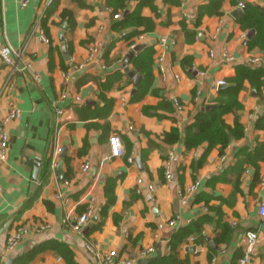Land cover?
Segmentation results:
<instances>
[{
	"label": "crops",
	"instance_id": "1",
	"mask_svg": "<svg viewBox=\"0 0 264 264\" xmlns=\"http://www.w3.org/2000/svg\"><path fill=\"white\" fill-rule=\"evenodd\" d=\"M46 1L22 7L19 0H0V48L11 45L24 51L14 65H0V120L11 104L20 109V116L7 125L8 158L0 162V264L50 242L66 244L78 264H101L87 243L102 255L113 251L118 260L136 259V264H237L241 241L251 230L260 238L252 264H264V217L259 214L264 189L255 176L257 170L260 177L264 175L260 147L264 130L256 126L264 112V86L258 92L245 81L239 93L242 107L237 115L244 125L243 137L233 139L223 151L220 145L213 147L206 157L207 142L192 149L185 145L187 126L202 108L215 106L217 81L225 80L229 86L239 64L264 66V47L252 44L257 30L244 29L240 21L248 3L264 7V0H220V13H205L199 24L197 13L211 0H152L145 5L142 14L153 18L155 26L135 43L144 44L141 50L162 36H167L168 43L165 71L155 62L151 88L138 101L131 100L137 93L132 94L135 82L124 69L132 49L112 29L108 0H59L46 22L48 35L42 23ZM139 1L127 0L128 8L115 18L127 16ZM238 8L244 13L236 15ZM65 9L73 11V23L63 17ZM251 29L255 32L248 38ZM99 43L101 50L90 61V48ZM224 48L234 61L223 59ZM253 57L260 60L252 63ZM129 67L133 69L130 63ZM117 70L123 73L121 80L104 91L114 99L111 113L107 118L93 117L95 108L104 105L103 88L96 78L105 80ZM66 71H71L70 77H65ZM173 97L182 108L175 106ZM55 103L63 109L60 118ZM225 119L233 125L235 113L226 114ZM174 130L180 139L167 143L165 138ZM57 134L63 145L68 143L69 159L65 158L62 175L57 173L60 159L55 169L52 160L47 168ZM112 135L120 140L118 156L111 151ZM171 152L173 179L168 181L165 162ZM30 158L41 160L36 181V166ZM85 163L90 166L87 171L82 170ZM195 182H199L197 190L184 202L183 192ZM107 185L115 197L108 208ZM90 203L94 215L78 232L73 228L75 220ZM201 218V233L173 247L176 234ZM98 222H102L100 228ZM43 224L47 227L41 229ZM22 226L27 229L23 240L8 249V235ZM149 247L153 252L142 256ZM28 264L67 261L57 248L48 247Z\"/></svg>",
	"mask_w": 264,
	"mask_h": 264
},
{
	"label": "trees",
	"instance_id": "2",
	"mask_svg": "<svg viewBox=\"0 0 264 264\" xmlns=\"http://www.w3.org/2000/svg\"><path fill=\"white\" fill-rule=\"evenodd\" d=\"M58 3L59 0H51L47 6L45 16L42 18L45 33H47L46 35H48V28L46 26L47 19L55 11ZM148 4H152V0H140L137 6L131 10L127 16L122 19H116L115 15L120 10H126L128 8L127 0H108V5L113 9L112 18L114 21L112 23V29L116 33H121L122 38L127 42L130 48L140 34L150 32L154 29L155 23L153 18L142 14L143 7ZM220 4V0H211V4L202 6L195 18L196 24L201 22L205 13L210 15L219 14ZM62 14L63 17H68L69 22L73 23L75 21L72 10L65 9ZM240 21L244 29L255 28L257 30L256 37L252 40V44H258L264 47V7L248 3L246 13ZM128 29H131V31L128 32ZM109 50L110 49L108 48L106 56L108 55ZM160 52L161 48L159 46V42H157L151 47L137 51L131 57L129 63L132 65L136 73L142 75V78L137 85V93L131 98L132 101L142 99L149 92L154 79L153 65L155 64ZM186 60L187 58L184 59V64H187L188 61ZM122 75L123 73L120 70H117L115 75H108L105 80H103L104 77L102 76L96 78L103 88H101L102 91L100 96L104 101V105L95 108V110L91 113L93 117L107 118V116H109L113 109L114 99L108 98L104 91L105 89L111 88L116 80L120 81ZM86 80L87 78H84L82 82H85ZM245 81H249L252 87H254L256 91L260 92L264 86V66H251L248 64H239L236 66V74L229 79L230 85L219 90V94L213 102L215 106L209 109L202 108L196 115L194 121L187 126L185 132V145L188 149L196 148L207 142L208 147L204 154V157H206L213 147L220 145L223 151L233 139H239L245 135L244 125L240 122L239 116L237 115V111L242 107V102L239 99V93L245 87ZM84 107H87L88 109L91 108L88 106ZM228 113H235V121L233 125L226 122L225 115ZM256 126L258 129L264 130V112L259 116ZM104 131H109L108 123L104 126ZM179 139V132L174 130L170 136L165 138V141L167 143H174ZM260 147L264 149V143H261ZM52 157L53 156L51 155L48 159V169L50 167ZM261 158H263V155ZM66 159L68 160L69 158L66 157ZM202 163L203 161L200 160L198 165L200 166ZM255 167L258 169L257 162H255ZM255 176L260 179L261 182L263 175L260 177L258 170L255 173ZM106 188L108 208L115 201V197L111 194L113 193V190L109 189L110 185H107ZM104 213L106 214V210ZM202 223V218L198 219L181 230L179 234H176L173 240V247L191 234L201 233ZM101 225L102 222H98L96 227L100 228ZM48 247L57 248L63 254L67 264H78L74 258L72 250L66 244L60 242H50L36 246L30 251L16 257L13 260V264H28L29 261L34 259L38 253L44 251Z\"/></svg>",
	"mask_w": 264,
	"mask_h": 264
},
{
	"label": "built area",
	"instance_id": "3",
	"mask_svg": "<svg viewBox=\"0 0 264 264\" xmlns=\"http://www.w3.org/2000/svg\"><path fill=\"white\" fill-rule=\"evenodd\" d=\"M19 1H20V5L22 7H26L29 4L35 2L36 0H19ZM50 2H51V0H47L46 5H48ZM240 6L242 8L245 7V5L243 3H240ZM186 15L189 16V14H186ZM116 16L121 17V13L116 14ZM42 38L44 40H47V37L44 34V32H42ZM167 43H168L167 36H162L160 38V41H159V46L161 48V52H160V54L156 60L157 65L160 67V69L162 71H165L164 62H165V58L167 55V53L165 51ZM136 45H137L136 43L132 44L131 49H134V47ZM100 50H101V44L100 43L92 46L90 48V51H89V58L88 59L90 61L95 60V58L97 57V54L99 53ZM22 54H24V51L16 50L11 45H5V46L0 48V65L1 64L14 65L16 58ZM211 55L212 56L214 55L213 51H211ZM222 57L226 61H234L235 60V57L229 52V50L227 48H224L223 53H222ZM259 60L260 59L258 57L251 58L252 63H257ZM64 75H65V77H70L71 71H66L64 73ZM225 83H226L225 80H218L217 81V85H219V86L223 85ZM63 97H65V95H63ZM172 101L177 108H179V109L182 108V104L177 97H173ZM262 103H263L262 106H264V100ZM54 106H55L56 114L60 118L61 115L63 114V109L58 107L56 103L54 104ZM19 116H20V109L16 105L11 104L6 115L0 120V162H4L8 158L10 134H9L8 129H7V125L11 120L18 118ZM58 123H60V121ZM109 142H110L112 154L115 156H118L120 154L119 137L116 135H112V136H110ZM62 147H63V144L61 143L59 135L57 134V136L55 138V142H54L53 153H52V155H53V157H52V168L53 169L56 168L58 160L60 159V153L62 151ZM172 159H173V153L171 152L168 159L165 162V175H166V179L168 181H171L173 179V172L171 169ZM89 167H90L89 163H85L82 166V170L87 171L89 169ZM138 182L140 184V183H142V180L139 179ZM260 184H261V187L264 189V175L262 176ZM198 186H199V182H195L191 186L186 188V190L182 194V199L184 202H187L190 195L195 190H197ZM148 188L153 190L155 188V186L150 184ZM138 191L139 192L142 191L141 187L138 189ZM94 212H95L94 205L92 203H90V205L88 206L86 211L76 218L75 223L73 225V228L75 230H77L78 232H81L83 230L84 226L91 220L92 216L94 215ZM259 214L264 217V196H263V198L260 202V205H259ZM171 224H174V221H172ZM46 227H47V224H43L41 226V229H44ZM26 232H27V229L25 226L19 227L16 230L12 231L7 237L8 249H13L21 240H23ZM259 240H260V238H259L258 232L253 231V230L246 232V234L244 235V237L241 241L242 254L238 258L237 264H252L253 263L255 257L258 254ZM87 248L91 253H93L95 255V257L97 258V260L101 264H136L137 263L136 259L121 260L120 261L117 259L116 253L113 251L108 253V254L102 255V254L98 253L96 248L90 243H87ZM153 250H154L153 247H149V248L143 250L141 252V255L142 256L149 255L153 252Z\"/></svg>",
	"mask_w": 264,
	"mask_h": 264
},
{
	"label": "water",
	"instance_id": "4",
	"mask_svg": "<svg viewBox=\"0 0 264 264\" xmlns=\"http://www.w3.org/2000/svg\"><path fill=\"white\" fill-rule=\"evenodd\" d=\"M245 11V9H240L238 8L234 13L236 15H240V14H243ZM126 14H128V11L126 12ZM255 30L251 29L249 30L248 32V38H251L254 34ZM61 40L64 41V36L62 35L61 36ZM144 46V44H139V45H136L134 47V49L130 50L127 54V58L125 60V63H124V69L125 71L128 73V75L134 80L135 82V87L133 88L132 90V94L136 93L137 91V85L139 83V80L142 78V75L141 74H138L134 71V69H130L129 67V62H130V59L131 57L139 50H141V48ZM63 52H64V55L66 57L67 60H70L71 57L67 51V48L65 47V45L63 46ZM228 84H224V85H220L218 88L221 89V88H224V87H227ZM211 107H214V106H207V109L211 108ZM67 151H68V143L65 142V144L63 145L62 147V151L60 153V161L58 163V166H57V173L59 174H63V164H64V161H65V158L67 156ZM31 162L36 166L35 169H34V174H33V180L36 181L37 180V176H38V173H39V166H40V158H30ZM140 162V160H139ZM63 177V176H61ZM94 220H97V217L94 216ZM153 257L151 258H147L145 260H142V263H146V262H149L152 260ZM6 264H13V261L11 259H7L6 260Z\"/></svg>",
	"mask_w": 264,
	"mask_h": 264
}]
</instances>
